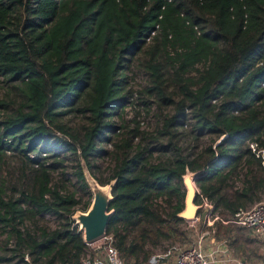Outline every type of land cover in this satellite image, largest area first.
I'll return each mask as SVG.
<instances>
[{
  "label": "trees",
  "instance_id": "16d2710c",
  "mask_svg": "<svg viewBox=\"0 0 264 264\" xmlns=\"http://www.w3.org/2000/svg\"><path fill=\"white\" fill-rule=\"evenodd\" d=\"M138 54L147 91L160 106L176 105L162 128L175 150L167 159L145 158L132 142L136 130L112 131L113 109L127 93L126 70ZM2 82L8 87L0 97V164L14 150L25 169L33 168L18 196L0 172V229L14 240L8 259L18 252L20 260L31 256L28 264H83L88 245L72 215L87 210L92 196L80 206L75 191L50 183L36 155L50 147L74 157L82 189V161L100 184L115 180L106 234L125 264L146 263L165 240L187 237L177 216L187 170L200 173L195 203L207 201L220 215L209 226L215 239L234 230L224 220L264 200L263 158L250 148L254 142L264 150V0H0V89ZM187 109L192 129L212 138L183 153L175 128ZM78 111L86 123L75 130L63 118ZM108 142L111 151L103 149ZM101 153L115 163L105 180L92 163ZM45 213L62 222L40 226L38 234L21 229L26 218Z\"/></svg>",
  "mask_w": 264,
  "mask_h": 264
},
{
  "label": "rangeland",
  "instance_id": "374dc122",
  "mask_svg": "<svg viewBox=\"0 0 264 264\" xmlns=\"http://www.w3.org/2000/svg\"><path fill=\"white\" fill-rule=\"evenodd\" d=\"M161 51L162 54L160 55V58L163 60V65L165 64L167 66V62L169 61V59L163 53L162 49ZM143 64V54H138L130 60L129 67L126 70V75L128 77L126 78L127 93L123 98V105H119L113 109L111 117L113 124L112 131L114 130V132L119 134L128 129L136 130V135L134 136L132 141L133 144H140L142 150L144 151L145 158L151 161H158L160 159H167L169 156H172L175 151L173 146L169 145V137L166 133H164L165 131L162 128L164 118L166 116L174 114L176 105L175 103H172L162 104L160 106L158 103V98L154 95L155 93L147 91V88L150 86V78ZM198 68H201V65H199ZM195 72L196 71H193V74H195ZM165 76L168 80L169 85L168 93H172V97L175 98L176 102L180 96H178V94L176 93V87L171 81V70L169 67H166ZM1 84L2 88L0 89V97H3L8 84L4 82H2ZM11 96L15 101L20 100L19 94L15 89L11 91ZM16 105L17 102L11 103L9 105V110H13ZM63 121L70 128L77 130L86 123V116L80 111L73 112L64 116ZM193 125L194 122L189 114V110L187 109L184 111L183 118L179 121V124H177L175 128L179 133L182 134L177 138V145L181 147L183 153L189 151H199L204 146L211 143L212 136L207 135L205 132H201L200 134L197 130H193ZM119 126H122V128L118 129ZM103 149L111 151L113 149L112 142H108L107 144H105L103 146ZM48 150L49 151L45 154L42 152L43 154L36 155L37 157H39L40 161H43L44 165L48 167L51 177L50 183L59 186V188H61L63 191H75L76 197L78 199H81L80 206L83 205L90 199L92 193L90 188L87 187L85 189H82L77 182L76 176L74 175L76 165L74 157L72 155H63L62 153L57 152L55 147H50V149ZM54 154H57V156ZM92 163L94 166L93 169L95 175L104 180L112 174L115 164L114 160L107 153H101L100 155L94 154ZM21 166L22 165L18 159L16 151H6L4 159L0 164V172L2 178L6 180L7 186L10 187L8 192L12 191L13 195L15 196H18L19 191L24 187L22 186V183L24 182V185L26 184L27 179L25 177V173L28 174V176L29 174H33V168L25 169L22 166L23 171H21ZM22 176H24V178H22ZM19 177L22 180H20ZM111 181H109L108 183H110ZM11 187H14V189L11 190ZM196 190L198 191L197 187ZM204 209L205 206L200 211H203ZM214 216H216V212L212 211V217ZM61 222L62 221H60V219L53 214H37L35 216L26 218V220L21 225V229L26 227L29 228L31 232H37L38 234V227L45 226L48 229H53L59 226ZM74 225H76L75 221ZM178 226L182 231L186 232L187 237L185 239L174 241L165 240L161 244V246L154 248L155 253L164 251V248L165 250L167 249L166 251H168L173 246L185 247L186 245L196 242L201 235V232L209 229L211 232V234L209 235H214L215 230V226L214 228H209V226H206V224L204 226V223L202 222H199L196 229L194 230L190 226V223L186 222L185 220L181 221ZM232 227L235 228V231L237 232L243 229V231L241 232L242 234H244V232L247 230L233 224ZM208 237L204 238L202 240V243L206 241ZM224 237L225 236H222V238ZM87 245L88 247L86 250V255L83 259L88 258V256L91 258L94 255L93 252L96 249L100 248L99 243H91ZM13 246L14 240L10 239L7 241L6 233L0 229V264H28V262L33 263L31 261V256L26 253L24 254V260H20L18 252L13 255L12 259H8V257L12 254L11 249Z\"/></svg>",
  "mask_w": 264,
  "mask_h": 264
},
{
  "label": "built area",
  "instance_id": "2783aa9c",
  "mask_svg": "<svg viewBox=\"0 0 264 264\" xmlns=\"http://www.w3.org/2000/svg\"><path fill=\"white\" fill-rule=\"evenodd\" d=\"M250 148L256 152L257 156H261L264 162V150L257 148V144L252 142ZM201 209L204 208L207 210L203 218L200 217V214L193 219L186 222L190 223V226L195 230L199 222L204 223V226H210L213 222L218 219V216L212 217L213 205L207 201H204L200 204ZM224 223H231L237 226H241L247 229H250L255 234H260L264 238V200L256 202L251 207L245 210H239L228 220H225ZM211 234L210 230L207 229L201 232L199 239L192 244L186 245L185 247L173 246L171 249L164 253H157L151 256V260L155 261L159 257H164L169 255L170 252L176 251L174 264H216L218 259H216V254L225 253V242L221 241L219 244L214 245L210 248H204L202 246V240ZM99 243L100 248L103 250L106 256V260L109 264H124V260L120 257L118 251L112 243V237L110 235H105L99 240L93 242ZM264 250V245H263ZM231 260V259H228ZM83 264H104V261L99 257L83 259ZM236 264H241L239 261H236Z\"/></svg>",
  "mask_w": 264,
  "mask_h": 264
},
{
  "label": "water",
  "instance_id": "95a60500",
  "mask_svg": "<svg viewBox=\"0 0 264 264\" xmlns=\"http://www.w3.org/2000/svg\"><path fill=\"white\" fill-rule=\"evenodd\" d=\"M82 167L85 181L92 193V199L87 210H76L72 215V219L78 226V231L82 233L84 243L91 244L106 235L108 221L114 212L112 208H109V204L113 199L112 186L115 180L100 184L90 173L84 161H82ZM199 175V172L187 170L182 177L185 188L184 208L177 216L185 221L195 219L198 214L203 218L207 212L206 209L200 211L201 205L195 203L196 193L198 192L195 187V180Z\"/></svg>",
  "mask_w": 264,
  "mask_h": 264
},
{
  "label": "crops",
  "instance_id": "0c3cea01",
  "mask_svg": "<svg viewBox=\"0 0 264 264\" xmlns=\"http://www.w3.org/2000/svg\"><path fill=\"white\" fill-rule=\"evenodd\" d=\"M235 230L234 228L232 232L228 233L229 235L226 238H222V235L216 239L214 235L206 236L208 238L202 243V246L204 248H210L219 244L221 241L225 242L226 251L223 254H216V259H218L216 264H236V261H239L241 264H264V238L262 235L255 234L250 229H247L248 231L246 230L244 234L241 233L243 229L239 232ZM93 253L94 255L91 258L99 257L104 261V264H109L103 250L96 249ZM170 253L167 256L159 257L155 261H152L150 258L143 264H174L176 251Z\"/></svg>",
  "mask_w": 264,
  "mask_h": 264
}]
</instances>
